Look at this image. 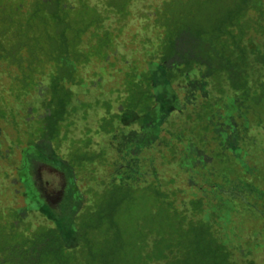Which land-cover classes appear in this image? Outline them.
<instances>
[{
  "label": "rangeland",
  "instance_id": "1",
  "mask_svg": "<svg viewBox=\"0 0 264 264\" xmlns=\"http://www.w3.org/2000/svg\"><path fill=\"white\" fill-rule=\"evenodd\" d=\"M54 1L0 0V250L17 242L25 231L29 236L53 225L42 204L62 217L84 212V235H90L92 229L87 224L93 218L89 210L94 199L88 191L95 187L106 195L102 201L105 209L97 217L101 227L96 231L104 237L103 246L93 253L97 264H136L140 237L130 220L153 206L166 205L177 191L176 207L187 222L210 218L216 222L213 231L218 240L229 244L232 264H264V106H252L236 97L230 84L218 77L207 79L197 67L178 73L171 82L173 94L165 100L166 106L170 104L167 109L160 111L162 102L157 106L148 97L167 96L171 90L163 77L158 84L155 76L150 77L155 75L153 62L161 61L170 41L180 35L184 38L181 46L195 50L197 56L202 47H216L218 43L212 39L225 27L227 16L235 13L239 1L60 0L66 9L69 5L74 8L59 9V15L69 19L62 25L67 23L70 44L75 45L78 35L88 60L93 61L80 73L85 80L82 87L89 91L75 88L72 104H94L93 109L82 110L81 116L69 114L67 121L72 127L64 124L60 128L63 136L50 141L43 137L46 109L39 105L44 92L41 86L36 87L34 76H25L12 64L59 60L56 49L63 40L54 21L58 11ZM85 2L89 10L84 13ZM248 2L245 43L264 55V0ZM29 28L39 30V42L33 41L36 43L31 46L41 50L39 54L30 49L34 52L30 57ZM47 33H51L50 42ZM255 60L258 64L248 72L251 83L254 77H264V63ZM168 62L167 66H173L172 60ZM184 68L179 62L178 69ZM144 71L151 73L143 75ZM97 74H102V81L98 82ZM93 79L97 82L92 83ZM136 81L142 85L139 89L149 94L143 95L142 103L133 97L135 103L129 104L132 100L127 93H132ZM137 90L133 94H138ZM99 94L110 102V113L104 104L98 106L94 101ZM236 98L243 102L237 110L233 106ZM31 103L37 105L32 108ZM150 106L151 113L144 114ZM105 118L118 121L108 128L103 124ZM142 118H146L145 124ZM86 128L91 131L87 138ZM90 141L91 150L104 154L103 163L91 173L92 166L85 163L82 170L86 176L74 170L77 184L73 185L64 164L70 163L69 149ZM51 157L54 162L46 160ZM115 182L138 189H119L113 186ZM197 200L202 202L200 208L193 206ZM167 216H146L148 226L139 223L144 224L152 243L178 235L173 231L177 222ZM113 221L119 224L114 226Z\"/></svg>",
  "mask_w": 264,
  "mask_h": 264
},
{
  "label": "trees",
  "instance_id": "2",
  "mask_svg": "<svg viewBox=\"0 0 264 264\" xmlns=\"http://www.w3.org/2000/svg\"><path fill=\"white\" fill-rule=\"evenodd\" d=\"M237 1L239 2L234 5L235 13L232 12L229 16H227V19H225V27L219 28L217 34H215L212 39L213 41L216 40L215 42L218 43L216 47L212 48V45L211 48L202 47L198 51L199 56H197L195 50H192L189 47L185 48L184 46H181L184 38L179 35L178 38L170 41L169 46L166 47V51L168 50V52L162 55L161 61L159 63L153 62L156 64L154 72L155 75L150 74L151 72L149 71L143 72V75L149 73L150 77L155 76V84H158V79L163 77L168 86L171 88V90H169L170 92H167V96H165V94L146 93L144 89H139V87L141 88L142 83L140 82L141 86H139V82L136 81L134 83L135 85L131 88L132 93H127V95H130L129 98L132 100L129 104L135 103V99L133 97H136L139 103H142L145 101L144 99H146L147 94H149V99L153 98L155 105L158 106L159 103L162 102L160 104V111L167 109L170 104L166 106L165 100L166 98H170L173 94L171 82L177 78L178 73L185 74L197 67L207 79L218 77L221 79V82L223 81L230 84L236 94V97H243L245 100L249 101V104L252 106H264V77H254L255 80L251 83V79L248 74L249 70H252L250 66L258 64V61H256L255 58L260 60V63H264V55H262V53H260L257 49L250 48L245 43V38L249 33L247 30L248 19H245V14L251 7H248L249 0ZM53 3L58 6V11L55 12V14L57 13V19L54 21L55 24L58 23V26L61 28L57 33L63 40L60 48L56 49L59 60L41 64L31 61L26 62V64L11 63L12 65H16L18 69L25 73V76H34L35 85L37 84L36 87L41 86L44 95L41 98L39 105L44 106L46 109V116L42 120V126L45 130L43 137L49 139L50 141H54L55 139L59 140L63 136H61L62 131L60 128L64 124L68 123V127H72V124L67 121V116L69 114L76 113L80 115L82 110L87 108L93 109L94 104L93 101H85L78 103V105L72 104L73 99L76 96L74 90L75 88H81L89 91V87L86 89L82 87L85 80L80 73L93 61L88 60L86 46L82 45L78 35L75 37V39H77L75 45L70 44L68 38L69 33L65 27V25L69 22V19L66 17L67 15H59L60 10L70 11L74 8L69 5L70 8L66 9V6L60 0H56ZM253 4L256 5V2H253ZM81 7L82 5L79 3V8ZM83 10L84 13L89 10V6H87L86 2L84 3ZM94 12L98 13L96 10H94ZM54 16L56 17V15ZM66 20L67 23L62 25ZM220 20L222 21L224 19ZM29 30L30 32L27 34L29 46L27 53L30 57L34 54V52L30 50L33 48L31 44L36 43L33 41L38 40L37 36H39V30L34 28H29ZM50 35L51 33L45 34V36H49L46 38V41L48 42L51 41ZM33 50L35 51V48H33ZM39 50L40 49L36 51L41 54V50ZM43 50L45 51L46 49L43 48ZM46 53L47 50L45 51V54ZM251 56H253V59ZM83 58H85V60L81 61ZM194 58L196 60H193ZM169 60H172L170 65L174 63L171 67L167 66ZM179 62L185 64L184 69H178ZM133 74L136 77V74ZM38 75L40 76L38 77ZM36 76L38 78H36ZM101 76L102 74H97L95 76L98 77V82L102 81ZM18 80H20V78H18ZM95 82L97 81L93 79L92 83ZM136 90L139 93L133 94ZM102 95L103 94H99V97L94 101L97 102L98 106L104 104V107L109 110L110 113V102L103 100L101 98ZM143 95H146V97L143 98ZM235 101L236 102L233 103V106L234 109L237 110L243 102L241 103V101H238L237 98ZM36 103H31L30 107L34 108L33 106L37 105ZM125 106L126 105L123 104L124 109ZM151 109L152 107L150 106L148 112H144V114L151 113ZM51 110H53V113ZM88 116L89 115L86 117L82 116V118L84 117V119H86ZM105 119V121L103 120V124L107 123L109 125L108 128L113 126L115 121H118V118L113 119L112 122H109L110 118ZM102 128H104V125H102ZM75 130L77 131L78 129ZM86 131L87 138L90 136L91 131L88 128H86ZM66 136L67 135L64 137L66 138ZM90 145L91 141L85 146L77 144L74 150L72 148L69 149L68 153L70 163L64 164L70 172L69 175L73 177V185L77 184L76 177L72 174L74 173V170L77 173L86 176L88 173L86 170H82L85 163H89L90 166H92L89 169L90 173L92 171L97 172L96 165L100 162L103 163L104 154L91 150ZM59 161L63 163V159L59 158L58 162ZM97 184L99 183L97 182ZM113 186L119 189L125 188L128 191L129 189L130 191L138 189L134 187V185H128L123 182H115V185ZM88 192V194L92 197V201L94 199V202H92L93 208L92 210H89V215L93 218H91V220L89 219L90 222L87 224V227L92 229V233L90 235H84L86 229L83 225V223H86L83 219L84 212L77 215L73 214L72 217L70 215L62 217V214L60 215L52 209H48L46 204V206L42 204L41 208L43 212L47 218L52 221L53 225L49 228L35 230V232L29 236L25 231L23 237L21 236L17 242H14L0 250V264H97V260L93 254L94 250H96L99 245L103 246L104 244V237L99 236L96 231L101 227V223L99 222L100 219L97 217L98 215L100 216V213H102V209H105L104 205L106 204L102 201L106 195L105 191L96 190L95 187H92ZM176 192L177 191H175L174 198L167 202L166 205L153 206L145 212L139 213L136 218L132 220L129 219L135 223L134 225L137 228L136 231L140 237L137 241L136 255L134 256L136 264H151L152 261H164L166 264H232L231 261L233 260V256L230 251L229 244H227V241L218 240L215 232L213 231L216 222L213 224L211 218L198 223L187 222L186 217H184L183 213L176 207ZM106 202H108V199H106ZM165 206L166 208L163 209ZM193 206L200 208L202 206V202L197 200L193 203ZM164 213L166 216L168 215L167 220L177 222L173 231H175V233L179 236L174 234L172 238H157L155 239L156 241L152 243V240H150L144 231V224L139 223L143 221L146 226H148L149 221L146 219V216H161ZM174 215L178 217L176 218ZM170 217H172V219ZM117 224H119V221H113L114 226ZM184 232H189L190 235L185 238L183 236L181 237L180 234ZM68 240L70 242H68ZM102 261L104 262L105 260L102 259Z\"/></svg>",
  "mask_w": 264,
  "mask_h": 264
},
{
  "label": "flooded vegetation",
  "instance_id": "3",
  "mask_svg": "<svg viewBox=\"0 0 264 264\" xmlns=\"http://www.w3.org/2000/svg\"><path fill=\"white\" fill-rule=\"evenodd\" d=\"M145 119H146V118H142V119H141L142 124H145ZM138 120H139V118H138ZM148 122H149V121H148ZM142 124H141V125H142ZM148 125H149V124H148ZM33 148H34V146H33ZM30 158H31L30 155H29V157H28V155L26 154V159H27V160H30ZM46 160H47L48 162H54V161L52 160V157H51V158H47Z\"/></svg>",
  "mask_w": 264,
  "mask_h": 264
}]
</instances>
